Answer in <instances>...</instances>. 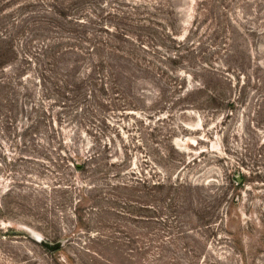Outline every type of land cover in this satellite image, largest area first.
<instances>
[{
    "label": "trees",
    "instance_id": "16d2710c",
    "mask_svg": "<svg viewBox=\"0 0 264 264\" xmlns=\"http://www.w3.org/2000/svg\"><path fill=\"white\" fill-rule=\"evenodd\" d=\"M225 1L235 0H223L222 10L230 6ZM153 2L0 0V189L8 185L0 218L14 206L36 216L48 215L46 201L53 210L70 206L71 235L60 240L86 234V252L102 264L141 259L153 242L144 237L158 238V232L181 239L185 223L206 233L201 226L223 200L203 195L202 184L174 178L186 164L173 147L175 131L141 125L124 141L118 122L129 116L232 110L234 87L250 91L253 129L250 139L241 138L237 162L246 172L236 174L241 183L234 181L238 190L264 183V43L252 45L254 55L251 45L233 46V22L220 5L217 14L204 1L196 5L201 26L195 19L181 39L171 8ZM247 12L264 28L259 12ZM257 32L264 38V30ZM220 55L227 65H218ZM227 62H235V85ZM145 135L157 139L154 183L140 178L136 165ZM43 180L50 184L36 190ZM116 257L122 261L114 263Z\"/></svg>",
    "mask_w": 264,
    "mask_h": 264
},
{
    "label": "rangeland",
    "instance_id": "374dc122",
    "mask_svg": "<svg viewBox=\"0 0 264 264\" xmlns=\"http://www.w3.org/2000/svg\"><path fill=\"white\" fill-rule=\"evenodd\" d=\"M146 1L149 3L156 1L158 6L171 8L174 17H170V20L182 39L188 35L195 19L199 18L201 26L202 18L198 17L196 9L198 2L204 1L208 10L216 11L214 7L218 8L223 0ZM224 5L228 7L230 3L225 1ZM221 7L220 5L219 10L225 11L227 19L229 17L233 22L234 35L229 42L233 46L251 45V54L254 55V46L261 47L264 43V38L257 31H262L264 28L262 23L246 17L244 13L259 12V18L263 19L264 0H235L228 9L222 10ZM208 24L209 22H206L202 25V31H205ZM250 29L256 31L257 35L254 38L248 37ZM221 41L219 39L216 43ZM216 61L218 65H227L223 55H220ZM227 63L232 69L229 71L235 85V62ZM189 84L192 85L191 82ZM231 99L235 102V108L232 110L180 112L179 108H176L175 112L156 114L151 120L146 114L135 113L118 122L121 137L127 143L132 136L138 134L136 126H139V129L141 125H145L146 128H162V130L168 128L175 131L172 144L181 156L183 155L186 164L178 173L176 172L177 174L175 173L174 178L202 184L205 187L201 190L203 195L208 192L212 197L223 198L222 202L212 210V216L208 218L209 224L201 226L204 231L207 230L206 233L189 231L196 228V225L189 223L184 224L185 234H182L183 238L178 240H167L156 232L158 238L151 239L149 236L143 238L144 242L153 240L152 243H148L152 247L147 250L145 256L141 259L133 257L124 264H244L243 258L246 260L245 264H264V183H250L238 190L234 181L238 172H246L243 167L237 166V162L240 153L243 152L241 138L250 139L253 129L252 119L255 111L253 95L250 91L243 95L234 87ZM156 141L157 139L145 135L143 148L136 154L140 178L150 181L149 183L156 182L158 177V168L156 162L153 163L152 154V150L156 147L153 142ZM46 175L45 179L50 177L49 173ZM36 183L39 186L35 187L36 190L50 184L45 180ZM6 188L8 185L0 189V200ZM235 198L238 201L229 207L230 202ZM52 203L51 200L44 202L43 207L47 205L45 209H48L47 216H36V210L22 211L23 209L14 206L10 208L12 212H8L5 219L0 218V264H102L96 262L91 253L86 252L88 245L86 234H77L70 239H64L62 251L53 252V255L37 243V237L55 243L71 235L72 223L66 222L71 207L65 210L55 207L56 209L53 210ZM227 213H230L228 221ZM141 227L140 232L146 233L147 225L144 223ZM25 229L30 230L33 236L2 234L10 230ZM241 251L244 252V256L241 255ZM67 257L71 259L70 262H67ZM112 261L119 263L122 259L116 257Z\"/></svg>",
    "mask_w": 264,
    "mask_h": 264
},
{
    "label": "water",
    "instance_id": "95a60500",
    "mask_svg": "<svg viewBox=\"0 0 264 264\" xmlns=\"http://www.w3.org/2000/svg\"><path fill=\"white\" fill-rule=\"evenodd\" d=\"M235 178H236L237 184L241 183V179H240L239 175H236ZM9 234L10 235H23L26 237L33 236L32 232L28 229L20 230V231H11ZM36 241L41 247L46 249L49 253H53V252L60 250L64 245V241H62V240H59L55 243H52V242H48V241L44 240L41 237H37Z\"/></svg>",
    "mask_w": 264,
    "mask_h": 264
}]
</instances>
